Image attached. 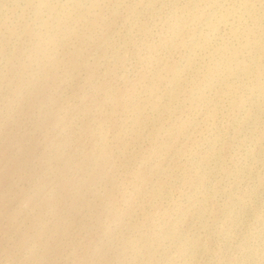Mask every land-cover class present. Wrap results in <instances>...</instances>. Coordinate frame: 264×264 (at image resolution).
<instances>
[{"label":"rangeland","instance_id":"obj_1","mask_svg":"<svg viewBox=\"0 0 264 264\" xmlns=\"http://www.w3.org/2000/svg\"><path fill=\"white\" fill-rule=\"evenodd\" d=\"M0 264H264V0H0Z\"/></svg>","mask_w":264,"mask_h":264}]
</instances>
